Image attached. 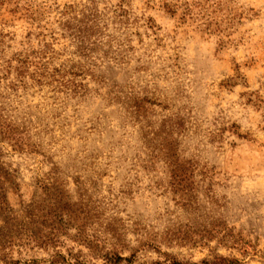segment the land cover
I'll return each mask as SVG.
<instances>
[{
    "label": "rangeland",
    "instance_id": "1",
    "mask_svg": "<svg viewBox=\"0 0 264 264\" xmlns=\"http://www.w3.org/2000/svg\"><path fill=\"white\" fill-rule=\"evenodd\" d=\"M93 6L111 18L99 45L79 57L66 21L73 10ZM119 7L126 13L112 17ZM43 42L56 51L50 67L85 65L79 93H54L25 75L20 85L6 72L14 52ZM86 70L154 102L149 128L127 119L125 107L106 96L107 82L98 85ZM9 83L18 87L4 95ZM0 95L57 163L72 200L88 205L87 231L109 225L133 245L135 231L198 228L199 216L220 218L249 246L242 254L219 253L264 264V0H0ZM0 151L18 185L9 200L21 208L39 195L36 179L52 165L1 139ZM174 153L186 165L180 185ZM171 246L162 249L185 260L209 254L206 247ZM67 249L103 264L65 238L58 250ZM51 253L29 250L20 259ZM156 258L147 251L133 264Z\"/></svg>",
    "mask_w": 264,
    "mask_h": 264
},
{
    "label": "trees",
    "instance_id": "2",
    "mask_svg": "<svg viewBox=\"0 0 264 264\" xmlns=\"http://www.w3.org/2000/svg\"><path fill=\"white\" fill-rule=\"evenodd\" d=\"M75 11L71 20L66 21L70 31L69 36L77 42L79 57L85 56L93 50L94 46L101 42L99 37L107 28V20L111 18L108 10L100 11L96 6L84 7ZM112 17H122L126 13L123 8L111 11ZM38 50H22L12 54L6 60L5 70L13 74L16 82L25 84L21 78L28 76L33 85H50L54 93L78 92L83 88V76L85 65L82 62L60 64L58 67H50L51 57L54 58L56 51L52 44L43 42ZM101 45H104L101 43ZM114 60V59H113ZM92 80L98 85L107 82L102 75H95L91 71ZM17 84L8 89L15 92ZM109 101L117 102L125 109L126 118L138 119L144 122L141 129L149 128V118L154 115L150 99L141 98L133 90L123 91L115 83L107 82L105 92ZM71 96V95H70ZM0 102V139L6 142L14 151H30L41 154L52 165L50 173L36 179L39 195L29 204H21V208H15L9 200L10 193L18 191L15 175L7 168L0 151V264H89L83 258L82 251L73 252L67 249L63 254L58 248L63 246L64 239L83 245L92 259H100L103 264H133L139 258V254L152 251L157 255L156 259L144 260L138 264H243L236 257H227L219 253V247L224 249H236L241 254L246 250L249 243L241 232L229 226L227 222L218 218L198 217L199 227L180 229V227L163 230L161 232L135 231L136 237L132 241L126 240L125 232H117L109 225L102 231L93 229L87 231L86 226H92V219L88 213V205L84 201H73L70 194L69 183L61 179L56 173L57 163L50 161L41 143L31 141L29 129L18 120L13 118L11 110L5 100L8 97L1 96ZM7 107V108H6ZM176 169L173 178L177 185L186 177L184 159L177 153L172 154ZM183 195V194H181ZM88 224V225H87ZM74 231L71 233L70 230ZM215 245L212 246L211 244ZM190 246L207 248L209 254L198 260L181 259L177 254L162 247ZM16 248V249H15ZM244 248V249H243ZM50 251V259H28L21 261L24 251L29 250ZM128 253V255H124ZM17 254L19 258L15 257ZM83 257V258H82ZM82 258V259H81ZM93 264V263H90Z\"/></svg>",
    "mask_w": 264,
    "mask_h": 264
}]
</instances>
